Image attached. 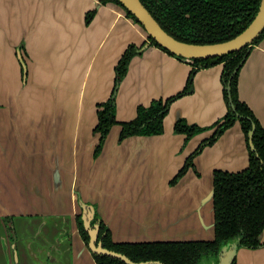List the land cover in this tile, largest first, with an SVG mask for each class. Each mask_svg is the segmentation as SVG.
Here are the masks:
<instances>
[{
	"label": "crops",
	"instance_id": "crops-1",
	"mask_svg": "<svg viewBox=\"0 0 264 264\" xmlns=\"http://www.w3.org/2000/svg\"><path fill=\"white\" fill-rule=\"evenodd\" d=\"M97 3L0 0V213L12 214V218L16 214L75 217L80 210L71 186L81 178L83 198L91 200L99 194V209L113 240L122 241L131 228L146 226L147 209L169 214L168 206L176 199L197 200L210 187L213 169L241 170L248 164V152L236 123L194 158L199 176L190 169L177 184L169 186L185 157L208 135L197 134L183 146L184 136L173 132L174 120L183 116L190 123L207 126L225 113L219 64L195 74L192 92L171 104L162 134L133 135L118 142L120 126L114 124L92 168L88 155L78 158L79 145L91 148L97 139L93 133L95 104L109 96L115 63L129 43L140 45L146 38L143 29L113 3L100 5L86 24L85 12ZM21 40L27 78L37 82V88L24 96L39 99L33 102L43 104L38 111L4 107L12 100L11 86L21 78L15 54ZM261 40L240 69L238 93L264 126V37ZM189 69L187 62L153 46L133 56L117 89L116 119H132L137 105L175 94L183 87ZM51 90L64 102L56 107V114L46 106ZM55 170L61 175L60 184L55 183ZM162 218V228L172 229L169 218ZM12 220L19 231L38 223ZM66 226L56 240L55 257L47 253L48 248L35 247L30 238L20 235L15 242L19 246L17 264L27 260L34 264H95L83 247L75 221L67 219ZM147 229L153 237L157 225H147ZM145 235L141 238L148 239ZM261 239L264 242V230ZM64 244L68 261L62 256ZM238 264H264V245L241 249Z\"/></svg>",
	"mask_w": 264,
	"mask_h": 264
},
{
	"label": "trees",
	"instance_id": "trees-1",
	"mask_svg": "<svg viewBox=\"0 0 264 264\" xmlns=\"http://www.w3.org/2000/svg\"><path fill=\"white\" fill-rule=\"evenodd\" d=\"M108 1L119 3L117 0H99L100 3H106ZM174 4L173 9L177 10L180 15L185 11L184 4L178 0H171ZM179 9V10H178ZM126 16L131 17L136 21L133 15L126 10ZM95 14V9L85 13V23L89 24ZM229 19V20H228ZM227 20L230 21V18ZM243 27H240L236 33H239ZM235 33V34H236ZM233 36V35H232ZM231 37V36H230ZM229 36L215 39L214 42L224 41ZM254 40V43H256ZM185 40V39H184ZM210 42V41H206ZM212 42V41H211ZM134 44H129L118 60L114 67L115 76L114 83L107 100L97 104V123L93 128L94 131L99 130L98 142L94 148V157H96L103 146V140L105 133L109 127L114 124L120 125V134L118 141L121 142L129 135H153L162 133V118L170 103L175 97L179 95H173L164 100L154 99L151 100L149 105H138L136 108V115L133 119L128 121H118L115 117V91L119 86V81L123 78L127 71L128 64L136 53ZM241 50L233 51L227 54L219 55L213 58H200L193 60L192 63L205 62V67L210 63L221 62L222 64V95L226 100V91L224 81H227L228 76L238 63H244V59ZM207 63V64H206ZM239 67L237 68V70ZM236 70V73H237ZM196 69L192 66L186 80L185 91L191 87L192 76ZM237 75V76H236ZM237 77V78H236ZM238 74H235L229 84L231 91V101L240 115V125L243 131L244 137L248 147L247 132L251 128V124L255 125V130L252 135V144L254 149H248V166L240 171L229 172L223 170L213 171V212H214V231L215 237L211 241H169V242H152V243H126L119 245V251H122L132 260H144L149 258H157L166 260L171 264H182L187 259L188 263H193V259L198 256V250L201 248L206 251L207 248L213 250L217 249L220 239H229L235 236L239 229L248 235L252 239L253 244H248L250 247H258L261 245L260 234L264 229V128L256 119L252 110L247 104L241 101L238 97ZM228 106V104H227ZM182 118H178L174 123V132L180 131L177 125H181ZM234 121V115L227 109L223 118L216 122L215 133L207 141L204 140L201 144L190 153L183 166L179 169L176 175L170 180V184H175L176 181L187 171L188 168H194L193 158L203 148L204 145L215 142V140L223 133L224 130L229 128ZM188 126L189 135L197 133L201 127L196 124H186ZM185 143V139H184ZM195 170V169H194ZM198 175V173L196 172ZM95 215H97L95 213ZM193 246V247H192ZM195 247V248H194ZM117 248V249H118Z\"/></svg>",
	"mask_w": 264,
	"mask_h": 264
},
{
	"label": "water",
	"instance_id": "water-1",
	"mask_svg": "<svg viewBox=\"0 0 264 264\" xmlns=\"http://www.w3.org/2000/svg\"><path fill=\"white\" fill-rule=\"evenodd\" d=\"M117 1L119 3H115L111 1H108L106 3L115 4L123 11L124 15H126L125 9L128 10L137 19V21H135L131 17H127V18H129L133 23L138 24L143 29V31L146 33L147 36H151L152 38H154L159 45L165 47L171 53L182 56L190 61H192L195 58H207V57L223 55V54L230 53L231 51L240 49L246 44L250 43L261 32V30L264 27V0H260L257 11L252 21L248 24V26L243 31H241L234 37L224 40V41L215 42V43H204V44L188 43V42L177 40L173 36L165 32L161 28V26L158 24V22L154 19V17L151 15V13L148 11V9L141 3L140 0H117ZM100 5H103V3H100L98 0L97 5L93 8L95 9V13ZM84 18H85V15H84ZM261 41L262 40H260L258 43H261ZM257 44H255L253 48L256 47ZM20 45L24 46L23 40H21V42L19 43V46ZM123 52L121 53V55L123 54ZM15 54H16L17 62L19 63V73H20L21 78H19L17 84H15L14 86H11V90L13 92L12 100H9L8 102H6L4 107L9 109L10 111L12 110L19 111L23 109L24 111L28 112V110L32 108L38 111L43 106V104L39 105L38 103L35 104L33 102H36L39 99L38 98L28 99L26 95L24 96V94L26 92L28 93L29 90H31L32 88H37V84H34L37 82L33 81L31 83L29 82V79L27 78L28 67L26 63L27 61L26 56L19 51H15ZM120 57L118 58V60L120 59ZM117 62L115 63V65L117 64ZM113 83H114V78H113ZM112 87H113V84H112ZM112 87H111V90H112ZM229 89L230 88L228 87L227 88L228 92H229ZM51 92L52 93L49 95V100L46 103V106L48 105V108L52 110L51 111L52 114H56V111H55L56 107L62 106L64 102L58 99V97L56 96L58 93L56 91L51 90ZM110 93H109V96H110ZM239 99L245 102L240 97ZM99 103L101 102H98L95 104V109H94L95 123H94L93 128L95 127L97 123L96 111H97V104ZM245 103L252 110L256 119L259 121V118L257 117L253 108L247 102ZM68 104L70 105L69 102ZM71 107L72 106L70 105V110H71ZM12 114H19V113L14 112ZM45 114H47V112ZM260 124L264 128L261 122ZM254 129H255V125H252V128L248 131V134H247L249 145L251 148H253L252 135L254 133ZM97 142H98V137L95 143L91 144V148H89L90 146L86 144L85 146L79 145L78 150H77L78 158L86 157L87 155L90 157V160H91L90 168H92V165L94 164L96 159L99 157L103 149L102 147L100 153L96 157H94V148ZM183 163L176 170V172L172 175L170 180L176 175L179 169L183 166ZM190 169L192 168L191 167L188 168L187 171ZM214 170H223V169L215 168L212 170L210 187L197 200L189 202V201H185L184 197L181 199H176L172 204L168 206L170 211H172V212H169V214L168 213L161 214L160 212L156 213V212H153V210L150 208L147 209L146 226H144L143 229H138V230H136L135 228H131L125 233L124 235L125 239H122V241H119V242L137 243V242H169V241L183 242V241H211L213 240L215 237V231H214L215 221H214V212H213V194H214L213 171ZM223 171L236 172V171H230V170H223ZM196 172L198 171L195 169V173ZM185 173L176 181L175 184L179 182V180L185 175ZM77 174L78 175L81 174L80 169L79 171H77ZM86 175H87V178L90 177V174L88 173V171L86 172ZM54 176H55V183L60 184L62 178H61V175H59L57 170L54 171ZM82 180L83 179L80 178V181L79 179H77V181H74L71 188L73 192V200L76 206L78 207L79 210L83 211L84 222L87 223V220L91 219L93 217V214L96 213L98 219L102 220L104 224H106L107 227H109V225L105 222V219H103L100 209H99V205L101 203L99 194H97L96 197L91 200L90 199L86 200L83 198L82 191H81V183H83ZM175 184L171 185L169 183V186H174ZM162 215L167 216L169 218L168 220L169 226H172V229L162 228L161 223L162 221L165 220V219L162 220L164 218V217L162 218ZM11 216L13 215L0 213V226L4 228V231L6 229L5 225H3L4 221L6 220V218L11 217ZM12 219H14L15 221L42 222L44 224H46L47 222H51L52 224L50 225L49 231L46 232L45 234H40V236H43V238L48 240L47 243L43 244L42 248H48L47 253L51 254V257L57 256V251H56L57 241L56 240L59 238V236H61V234H64L65 231L67 230L66 220L70 219V220L75 221V217L72 215L62 217L61 215L47 216L46 214H43V216H33V217H28L26 215L22 216L21 214H16ZM147 225L154 226V227L155 225H157V230H155L156 233L153 237H151V235L149 234L150 229H147ZM35 226L36 225L32 223L26 226L25 228L21 227L20 231L18 228L19 236L20 235L24 236V234L28 236L29 232L37 230V227ZM45 228H47V226H45ZM263 230L260 234V241H262L261 235L263 233ZM7 234L6 236L0 237V253H1L0 264H17L18 257L15 253L14 245H12V243L10 242L9 236H7ZM144 234H146L145 237L148 239L141 238V235H144ZM92 237H94V235H92ZM83 247L88 251L84 243H83ZM62 248H63L62 256L64 259H67L68 261L70 257L68 255L69 251H68L67 245L66 244L62 245ZM90 248L95 253H102V254L113 256V257H117L125 261L127 264H148L149 263V262L135 263L131 261L130 259H128L123 254L101 248L100 244H98V246L96 247L93 244V242H90ZM235 252H236L235 242H229L228 244L222 246L220 249L219 255H218L219 264H230L231 259L233 255L235 254ZM26 264H34V263L30 261L28 262L27 260Z\"/></svg>",
	"mask_w": 264,
	"mask_h": 264
},
{
	"label": "flooded vegetation",
	"instance_id": "flooded-vegetation-1",
	"mask_svg": "<svg viewBox=\"0 0 264 264\" xmlns=\"http://www.w3.org/2000/svg\"><path fill=\"white\" fill-rule=\"evenodd\" d=\"M140 1L148 9V11L151 13V15L154 17V19L158 22V24L161 26V28L165 32H167L169 35L173 36L175 39L180 40V41H184V42H188V43H195V44H204V43H215L214 42L215 39H220V38L226 37V36H229V37L231 36L230 38H232L238 34L236 32L240 27H243V29L241 30V31H243L248 26V24L252 21V19L254 18L260 0H178L179 5H180V3H182V4H184L183 8H185V11L181 15H180V11L178 14L177 10L173 9L174 4L171 2V0H140ZM228 18H230V21H228L229 20ZM136 21H137V19H136ZM257 37H260V39H257L256 43H254V40H256ZM263 37H264V27L261 30V32L250 43L246 44L245 46H243L240 49H237V50H241L240 52L243 53V57L247 54V56L245 57L244 60H246V58L248 57L249 53L253 49V46L255 44H257ZM230 38H228V39H230ZM206 41H210V42H206ZM132 44H134V43H132ZM134 45H135L134 47H135L136 53L133 56L142 54V52L145 49H147L148 47H151V46L157 47V48L161 49L162 51H164L165 53H167V54H169V55H171V56H173L179 60L187 62L190 65V69L193 66L196 69L194 75L201 69H206V68L221 64V62H217V63L212 62V63H210L209 66H206V67L204 66L205 62H203V63L197 62L196 64H194V63H192V61L194 59L192 61H190V60H188L182 56L175 55V54L171 53L168 49L159 45L154 38H152L151 36H147V35H146V38L143 40V42L140 45H136V44H134ZM16 49H17L16 51H19V52L24 50V48L22 46H18V48H16ZM237 50H234V51H237ZM231 52H233V51H231ZM213 57H216V56H213ZM213 57H207V58H213ZM197 59H200V58H195V60H197ZM243 64L244 63H241V62L238 63V65L233 69L231 74L228 76L227 81L226 80L224 81L225 91H226L225 93H226L227 98H226V100L223 99V101L225 103V107H226L225 113H226L227 109L230 110V112H232V114L234 115V121H233L232 125L237 123V124H239L240 129H241V125L239 122L240 115L236 112V110L232 104L231 91L229 89V92H228L227 88L228 87L230 88L229 84L231 82L232 77L235 74H239V71H240ZM238 67H239V69L237 70ZM127 69H128V67H127ZM190 69H189V71H190ZM236 70H237V73H236ZM189 71H188V73H189ZM125 74H124V76H125ZM194 75L192 76L191 87L185 91V85H186V81H185L183 87L179 91H177L175 94H173V95H176L179 93V95L177 97H175L170 103H168V107L166 109V112L164 113V117L162 118V133L164 131V118H165L166 114L168 113L171 104L175 100H177L178 98L183 97L186 94H189L192 92ZM187 76H188V74H187ZM121 80L119 82H121ZM186 80H187V78H186ZM219 81L220 82L222 81V64H221V71H220V75H219ZM221 85H222V83H221ZM117 89H118V87H117ZM237 90H238V88H237ZM116 93H117V90L114 93L115 94L114 95L115 96V112H116ZM173 95H170V96H173ZM170 96H167L165 98H168ZM222 97H223V95H222ZM165 98L159 97V98H154V99L155 100L156 99L164 100ZM154 99H152V100H154ZM227 104H228V106H227ZM139 105H142V104H139ZM142 106H147V105H142ZM225 113L207 126H200V125L194 123L197 126L201 127V129L197 133H195L193 135H189L187 139L185 137L186 134L188 133V131H187L188 126L186 124H192V123L188 122L185 117L178 116L173 122V127H174L175 121L178 118H182L183 120H181V122H180L181 125H177L178 128H180V131L174 132V129H173V132L176 134H181L184 136L183 139H185V145L188 142V140L190 138H192L193 136L200 134V133H205V132L208 133V135L203 137V139L197 144L196 147H198L202 141H204V140L207 141L208 139H210V137H212L214 135L215 129H216L215 124L217 121H219L223 118ZM129 120H131V119H129ZM252 125H254V124L253 123L251 124V128H252ZM111 127H109V129L105 133V135L103 134V136H104L103 141L104 142H105V139L107 138L109 131L111 130ZM93 133L97 134V137H99V130H97V131L93 130ZM162 133H160V134H162ZM119 134H120V130H119ZM119 134H118V137H119ZM160 134H153V135H160ZM247 134H248V132H247ZM129 136H133V135H129ZM129 136H127V137H129ZM147 136H149V135H147ZM244 139H245V137H244ZM246 141L247 140H245V143H246ZM104 142H103V145H104ZM213 143L206 144L203 146V148L205 146L212 145ZM183 144H184V142H183ZM246 148H247V152H248L249 148L251 150L254 149V147L253 148L250 147L249 140H248V147L246 144ZM245 168H243V169H245ZM194 169H195V167H194ZM243 169H241V170H243ZM198 175H199V173H198ZM75 223H76V229L78 231V235H79L80 239L83 241L85 247L88 249V251H89L91 257L93 258V261L95 264H127V263L125 261L117 258V257H113V256L102 254V253L93 252L90 248V242H93V244L96 247L98 246V244H100L101 248L108 249V250L123 254L128 259H130L131 261H133L135 263L149 262L148 264H171L170 262H168L166 260H161V259H157V258H153V259L149 258V259L137 260V261L132 260L125 253H123L122 251H119L120 248H118L119 245H121V244H126V243L130 244V243L129 242L114 241L110 228L107 227V225L104 224V222L102 220L98 219V217H97V215H95V213L93 214V217L91 219H88L87 223H85L84 219H83V211L80 210L78 213L75 214ZM34 224L36 225L35 227H37V230L29 232L27 238H30V239H28V240H30L29 243H36V244H34V246L40 248V247H43V244L48 242V240L43 238V236H40V234H45L46 232H48L50 225L52 223L47 222L46 224H42V222H38V223H34ZM4 225L9 232L8 236H9L10 242L12 243V245H14L15 253L18 257L19 256V253H18L19 246H18V244L15 243L19 237V231L17 230V223L12 220V216H11V217L6 218V220L4 221ZM41 225L43 227L40 229ZM45 226H47V228H45ZM237 231H238V233L229 239H226V240L220 239V242L217 246V249L213 250L211 248H207L206 251H203L201 248H199L198 256L195 259H193V263H188L189 260H188V256H187L186 257L187 259H185L186 262H184L182 264H219L218 255H219L220 249L222 246L228 244L229 242H235L236 243V252L232 257L230 264H238V252L241 249H256V248L264 245V242L259 241L261 243V245H259L258 247L248 246V244H253L252 239L249 238L248 235L242 231V229H239ZM92 235H94V237H92ZM144 243H152V242H144ZM70 247H71V245H70Z\"/></svg>",
	"mask_w": 264,
	"mask_h": 264
},
{
	"label": "rangeland",
	"instance_id": "rangeland-1",
	"mask_svg": "<svg viewBox=\"0 0 264 264\" xmlns=\"http://www.w3.org/2000/svg\"><path fill=\"white\" fill-rule=\"evenodd\" d=\"M239 72H240V71H239ZM194 76H195V75H194ZM238 78H239V74H238ZM121 81H122V80H121ZM120 83H121V82H120ZM119 85H120V84H119ZM118 87H119V86H118ZM237 88H238V84H237ZM221 92H222V86H221ZM238 97H239V93H238ZM232 126H233V125H232ZM232 126H230V127H232ZM230 127H229V128H230ZM229 128H227V129H229ZM227 129H226V130H227ZM226 130H224L223 133H224ZM241 131H242V130H241ZM223 133H222V134H223ZM242 133H243V132H242ZM222 134H221V135H222ZM221 135H220V136H221ZM220 136H219V137H220ZM219 137H218V138H219ZM243 137H244V135H243ZM218 138H217V139H218ZM190 139H191V138H190ZM190 139H189V140H190ZM202 139H203V138H202ZM202 139H200L199 142H200ZM189 140H188V141H189ZM244 140H245V139H244ZM216 141H217V140H216ZM183 142H184V139H183ZM199 142H198V143H199ZM198 143H197V144H198ZM214 143H215V142H214ZM214 143H213V144H214ZM186 144H187V143H186ZM184 145H185V143L183 144V146H184ZM196 146H197V145H196ZM196 146H195V147H196ZM209 146H211V145H209ZM205 147H207V146H205ZM205 147H204V148H205ZM204 148H203V149H204ZM194 149H195V148H194ZM194 149H193L192 151H194ZM203 149H202V150H203ZM202 150H201V151H202ZM192 151H191L190 153H192ZM201 151H200L199 153H201ZM190 153H189V154H190ZM199 153H198V154H199ZM189 154H188V155H189ZM198 154H197V155H198ZM188 155H187V156H188ZM197 155H195L194 158H195ZM187 156H186V157H187ZM186 157H185V159H186ZM194 158H193V162H194ZM191 168H192V167H191ZM192 169L194 170V168H192ZM194 171H195V170H194ZM3 225H4V224H3ZM7 233H9L8 230L5 229V231H4V228H2V226H0V237H2V236H6ZM8 235H9V234H7V236H8ZM2 242H3V241H2ZM3 243H4V242H3ZM258 248H259V247H258ZM0 257H1V253H0ZM0 259H1V258H0Z\"/></svg>",
	"mask_w": 264,
	"mask_h": 264
}]
</instances>
